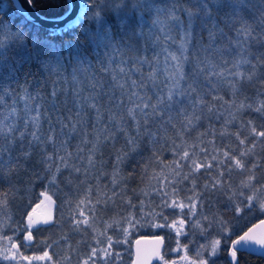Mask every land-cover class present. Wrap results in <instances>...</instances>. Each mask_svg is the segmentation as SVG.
I'll return each instance as SVG.
<instances>
[{
    "label": "trees",
    "instance_id": "trees-1",
    "mask_svg": "<svg viewBox=\"0 0 264 264\" xmlns=\"http://www.w3.org/2000/svg\"><path fill=\"white\" fill-rule=\"evenodd\" d=\"M88 2L87 11L85 18L79 21V24L67 28L62 31H49L41 26H37L32 22L26 20L23 15L16 10L11 0H0V31H2V25L8 29H13L15 35L19 37L17 40L21 43L18 48L19 51L13 56L5 55L4 59L6 62L0 64V99L4 93H12L13 90L25 89L28 85H33L35 81H38L44 86L50 84V80L53 77L60 76L64 73L76 71L77 69H91L95 72L96 76L100 74V71L105 66L111 67L116 59L125 60L126 58L135 59L137 53L136 44L139 42V34L143 33L141 28V21H147V14H152L151 9H141L139 12L132 9L129 13L121 8L118 9L115 6V0H86ZM118 1V0H117ZM154 3L161 2L160 0H153ZM164 1H176L186 7L191 8V11H196V7L193 0H164ZM34 7L44 15L57 16L63 14L68 7L67 0H31ZM212 16L209 20H216L223 27V21L226 18L234 17L237 19H243L249 24L256 27L257 32L259 27L256 22L264 16V4L258 2V0H243L241 3H232L231 0L224 3L221 6H213L211 8ZM141 16H140V15ZM183 17L184 13H180ZM239 26V25H237ZM177 35L176 33H173ZM234 35V33H232ZM189 42H185V47H190L192 40L189 38ZM171 39H168L170 41ZM195 45L193 47L192 60L195 63V52L202 46L203 41L200 40L199 34L195 37ZM135 47V48H134ZM135 49V54H131L132 50ZM253 56L249 59L252 63H256L258 57L255 55L257 52H264V43L253 42L251 46ZM186 51V49H185ZM185 59H189L185 55ZM128 62V61H127ZM231 67V65H230ZM260 72H264V64L258 69ZM195 72V68H193ZM30 77V80L29 78ZM246 87L250 86V89L259 90V100L264 101V90H261V83L259 80L245 83ZM188 87H192L189 82ZM249 89V90H250ZM193 92L197 90L193 88ZM246 96L250 99L249 104L252 103V98H256L257 94L253 91L247 93ZM191 95V93H190ZM200 93H197L199 97ZM223 100L220 102L219 98L209 97V100L201 101L197 100L200 104H206L210 108H215L216 113L223 111V102L226 99L224 92L220 93ZM2 105H0V108ZM208 108H205L204 119L201 126L193 129H189V137L184 139L183 142H177L175 132L179 131V125L172 122V127L168 128V137L161 139L157 136V143L151 148L142 147V152H135L134 155H129V151L123 148L124 142L118 140L121 144V150L119 153L120 161H127L126 165H121V176L124 178L126 183L125 194H129L132 189L131 179L135 180L136 187L143 189L146 193H152L158 198L157 205L150 208V217L152 221H159L165 225V227L159 229H147L139 231L134 234L131 238H135L139 235H160L164 241V246L161 251V255L165 260L171 261L172 258H178L185 256V254L195 248L200 241H205L213 237H220L222 244L218 248V255L216 257H207L210 261H215V264H233L230 261L231 252L227 248L230 242L235 241L238 235L255 220L264 216V213H253L256 212V207L251 212L244 214L242 217L233 215L230 207L227 205V200L223 201H212L205 197V194H201L199 189L192 188L184 183H180L175 178L174 174L168 176L165 172L167 167H173L174 173H177L180 168H184L192 175L190 170V161H183V157L187 156V153L183 150L189 151L187 158L192 159V153L195 151L197 154V162L199 163L203 159L204 150L208 155L207 163H210L212 167L207 169L201 166L200 170L196 172L191 178L195 179L199 184H208L211 188L212 183L215 179H220L222 187H217L221 193H225V196L230 195L233 187H223L224 177L230 176L234 168L227 164V158L223 156V152H229L236 154L239 158V153L246 148H252L255 144L253 151L244 157V161L248 167L254 163L257 167L264 164V142L259 137H254L250 128L252 126L257 127L258 130H264V119L260 118V114L254 110L247 109L243 113L245 119L241 125L233 123L227 127L223 121L215 120L211 121V130L209 117H207ZM207 118V119H205ZM248 121H252L249 124ZM245 140V144L241 145L239 140ZM174 140L175 142L171 141ZM169 141V142H168ZM165 144V145H164ZM181 145V150L177 153L173 150V145ZM256 152H260L258 155ZM217 156V161H225V165L221 166L217 161H213L211 157ZM56 158L53 160L55 163ZM54 167V164L51 166ZM41 170V176L38 182L31 186L30 192L31 198L37 197L40 191L48 186L49 174L47 171ZM152 172V173H151ZM220 173H223L221 176ZM149 176L153 179V176H157L154 183H149ZM228 178V177H227ZM231 178V176H230ZM164 179V182L162 181ZM164 184V186H163ZM166 185V186H165ZM50 187V186H48ZM47 187V188H48ZM209 191V188H207ZM55 197L58 201H62L60 194L55 192ZM175 195L183 202L191 203L195 200L196 202V213L198 216L193 215L190 219L187 218L189 225L186 227L183 235L177 236L174 230L170 229V222L177 217H185L186 210H183V214L176 213V209L170 207H164V202L169 201V198ZM2 195L0 194V197ZM246 198V196H244ZM242 200V199H241ZM237 200L233 199V203ZM249 203H251L249 201ZM26 205L24 207L26 208ZM74 205V203H71ZM72 206L69 209L62 208V216L58 215V212L53 213V220L49 225L39 226L33 229L32 241L30 243L23 242V232L12 233V229L20 228L22 226V213L20 217H14L9 221V227L6 230V235L12 239H17L25 255L28 254H41L42 251L47 250L49 258L38 261L36 264H79V262L85 257V253L89 250V242L91 235H86L83 238L82 233L86 231V227L78 223H71L72 221ZM188 210V209H187ZM213 211V212H212ZM206 213L207 219L201 220L202 225H207L210 220L215 217L217 220H221L225 217L224 221L227 224V233L224 235L219 234L222 231L218 225H213L208 231L211 233L210 236L205 238L201 235V230L191 223L194 220L200 222L199 215ZM219 213V215H217ZM67 214V215H66ZM69 215L71 218H69ZM137 216V215H135ZM203 216V215H202ZM138 217V216H137ZM201 217V216H200ZM242 219L240 227H235V222ZM223 220V219H222ZM201 223V222H200ZM16 226V227H14ZM203 226V227H204ZM38 229V230H37ZM5 231V230H4ZM179 240V245L177 241ZM22 242L24 244H22ZM74 249L80 253L75 255L76 257L63 258L66 253H63L64 247ZM230 247V246H229ZM173 248H177L176 254H172ZM172 249V250H171ZM129 255L132 253V249L129 246ZM121 262L124 259L127 260L128 264L130 256L127 257L125 253L121 254ZM52 257V259H51ZM205 258V257H204ZM49 259V260H47ZM2 264H16L10 261H4ZM102 263V262H101ZM100 263V264H101ZM103 264V263H102ZM154 264H160L155 261ZM234 264H264V251L262 253H253L247 250H238L237 260Z\"/></svg>",
    "mask_w": 264,
    "mask_h": 264
},
{
    "label": "snow or ice",
    "instance_id": "snow-or-ice-1",
    "mask_svg": "<svg viewBox=\"0 0 264 264\" xmlns=\"http://www.w3.org/2000/svg\"><path fill=\"white\" fill-rule=\"evenodd\" d=\"M228 0H194V4L198 5L194 7L196 11L185 9L182 5L177 7L173 6L171 10L165 9L162 14L165 20H155L153 24H160L164 32L165 37L171 36L172 33H176L175 38H179L180 34L186 35V38H191L192 43L190 47H185V43H181L179 48H176L174 39L169 43V48H175V51L179 53L176 55L172 52H167V49L158 51L157 47H151V42L146 39V43L149 45L146 48L145 54L147 59H139V55L135 59H129L127 62L129 65L135 63L137 67L132 69L131 67L125 69H113L109 72V75L104 79H99L96 75H92L90 78L85 76L81 78V82L85 85L82 89L75 88L73 85V91L69 92L72 97L70 106L72 107L74 115L73 119L68 122L67 128L64 127V121L68 120V117H64V120L57 118V122L54 125H50V130L55 128L59 129L58 136L50 145H45L44 150L47 151L50 147L53 152V159L68 151L69 147H74L76 151L69 152V156H75L76 159H82L81 152L84 148L88 147L89 140L81 139L80 144H73V140L77 139L76 133L79 131L81 137L86 136L83 129L91 127V113H96V124L99 126L102 119L109 120L110 125H119L118 136L125 137V142L128 144L130 151L135 152L139 150V138L141 133L147 135L149 139L155 143L157 142V136L147 132L146 129L151 127L149 121H160L164 127L171 128L172 122L179 125V131L177 135H182L187 129L191 128L195 130L197 126H201L204 118V110L208 108L207 117H209L210 130L211 121L221 120V115L225 112L216 113L215 108H210L206 104L197 105L196 101L199 98L201 101L209 100L208 98H219V101L223 100L220 96L221 92L231 93L232 101L231 107L227 109V113L231 115V121H224L225 125L236 119V115L231 113V108H236L237 112L243 109L254 110L260 114V118L264 119V101H260L258 98L260 92L257 93L256 98H252V103H246L250 98L244 95L243 84L259 80L261 83V90H264V72L258 71L260 66L264 64V52H257L255 55L258 57L256 63H252L249 59L253 56L251 46L253 42L264 43V16H262L256 24L259 27L257 32L256 27L247 23L243 19H237L234 17L226 18L223 21V27L216 20H209L212 16L211 8L213 6H221ZM232 3H241L243 0H231ZM259 3L264 4V0H258ZM184 13L181 17L180 13ZM239 25V26H237ZM234 33V35H232ZM199 34L200 40L203 41L202 46L195 52V63L192 60L193 47L196 43L193 42L195 37ZM156 39H163V37L155 36ZM186 49V51H185ZM140 49H137L139 53ZM163 61V69H160L161 61L159 56L165 55ZM185 55L189 59H185ZM153 57H156L153 59ZM170 61H176L177 63L171 64ZM121 63H124L121 60ZM231 65V67H230ZM195 68V72H193ZM147 69V74H145ZM153 69H157L153 71ZM165 73L168 75L165 76ZM110 77V78H109ZM160 77H163L162 79ZM183 78V79H181ZM240 78V79H237ZM90 79V83H89ZM191 82L192 87H188ZM183 85V87H181ZM195 88L197 91L193 92ZM99 89V91H97ZM56 89L54 88L53 91ZM87 93V95L85 94ZM191 93V95H190ZM197 93H200L199 97ZM63 95L62 92H57V98ZM29 99L31 94L28 93ZM180 97L179 99L177 97ZM68 97H65L67 100ZM19 98L17 97V102ZM79 101V106H77ZM186 101V102H183ZM225 103L227 101H224ZM183 107H178L182 105ZM139 106V107H136ZM57 107L55 100L49 108L51 112ZM67 110V109H65ZM35 107L33 104L24 102L22 110L18 114L16 109L13 108L8 111L6 115L0 116V179L5 178V172L10 173L13 167H19V160L28 161L31 160L35 154V149L40 146V142L45 139L43 135H40L39 131L33 134L34 129L42 127V121H39L34 115L29 116V113H34ZM85 113H88L85 116ZM150 113V115H149ZM157 113H163L164 116H158ZM155 118L152 120V118ZM165 117L167 119H165ZM119 118V119H118ZM135 121L133 124L132 122ZM252 124V121H248ZM99 135L101 129L97 127L95 130ZM250 132L254 137H259L264 142V130H258L257 127L252 126ZM125 133L127 134L125 136ZM245 140H239L241 145L245 144ZM253 144L252 148H246L239 153V158L236 154L229 152H223V156L227 158V164L235 169L242 171H248L247 165L244 161V157L249 155L255 148ZM181 145H173V150L177 153L181 150ZM187 153V156L183 157V161H190V170L192 175L198 172L201 166L210 169L212 165L207 163L208 155L201 149L204 154L203 159L197 162V154L195 151L192 153V159L187 157L189 151L183 150ZM119 159V158H118ZM213 161H217V156L211 157ZM217 163L221 166L225 165V161L219 160ZM91 165V162H90ZM253 168L257 165L254 163ZM63 169H70L72 172L81 173V168L76 166L75 168H69L67 165ZM63 169H57L55 175H52V167L47 170L48 174L52 176L48 180L50 188L55 187L58 179V174L62 173ZM119 171L117 168L113 172V176ZM85 175L88 174V170H83ZM222 176L223 173H220ZM254 174L249 171L247 180L241 182L242 188L248 190L247 196L250 197L251 203L248 198L243 200H237L233 203L234 193L228 197L227 205L230 207L233 215L242 217L244 214L251 212L258 204L259 210L264 213V185H261L259 189L252 183ZM115 179L113 183H115ZM209 186L204 185L207 189ZM222 187L220 179H215L211 188L217 189ZM193 188H195V181H193ZM0 203H4L0 200ZM164 207H172L181 210L188 209L189 213H194L195 207L193 203L186 205L182 202L173 200L169 205L167 201L164 202ZM50 219L43 220L44 225L50 223ZM207 219V217H205ZM264 222V221H262ZM36 221H29L28 225L24 228V231L28 230V227H33L38 224ZM79 224L80 221H77ZM87 223V222H84ZM185 224L184 219H180L178 222H173L170 227L176 231V236L183 235V227ZM213 225H218L220 229L227 230V224L224 220H217L213 217L201 229V235L207 238L211 235L208 231ZM155 227H165L164 224L154 225ZM38 230V229H37ZM252 230L249 229L243 236H240L239 240L233 241V247L235 250L231 252L230 261L237 260V253L240 245L256 244L264 246V236L259 238L256 235L251 234ZM33 237L29 232L24 236V241L30 243ZM162 242V241H161ZM179 240L177 244L179 245ZM111 244V242H109ZM221 245L220 239H212L210 244V251H207L208 245H201L200 251H197L198 264H215V261H210L208 258H203V252L207 251L209 257H216L218 255V248ZM104 252L103 264H111L109 257L111 253L108 250H102ZM100 256V252L93 248L84 259L83 264H90V261L94 257ZM6 253L3 256V260H11ZM27 259V257H25ZM36 259H46L45 257H36ZM52 259V257H51ZM49 260V259H47ZM50 261V260H49ZM194 261L193 264H197ZM2 264V260H0Z\"/></svg>",
    "mask_w": 264,
    "mask_h": 264
},
{
    "label": "rangeland",
    "instance_id": "rangeland-1",
    "mask_svg": "<svg viewBox=\"0 0 264 264\" xmlns=\"http://www.w3.org/2000/svg\"><path fill=\"white\" fill-rule=\"evenodd\" d=\"M159 3H154L153 0H115V6L117 7L115 10H121V8L125 9L128 13L132 9L137 10L139 12L141 9H151L152 14H147V21H141L140 29H143V33L139 34V42L136 44V48L140 49L138 55L139 59L144 60L147 59L148 56L145 54V49L148 48V44L146 43V39L151 42V47L155 48L157 45H161L158 48V51H162L167 49V52H172L176 55H179L178 52L175 51V48H169V43L172 42L173 38L176 37L175 34H171L169 37L164 36V32L162 30V26L160 24H153L155 20H165V17L160 14L163 10L168 9L171 10L173 6H181L182 4L177 3L176 1H164L160 0ZM87 4L84 8L83 14L81 15L83 20L85 18V14L88 7V2L85 0ZM194 3V0H193ZM196 7L198 5L194 4ZM185 9L186 7L182 5ZM121 7V8H120ZM189 10L191 8H188ZM140 15V14H139ZM141 16V15H140ZM79 22L77 23V25ZM76 26V25H75ZM2 31H0V64H3L5 61V55L13 56L16 52L19 51V47L21 43L18 42V38L13 29H8L4 25H2ZM163 37V39H156L155 36ZM168 39H171L168 41ZM189 38H186V35L181 33L179 38L174 39V43L176 48H179L181 43L189 42ZM135 48V47H134ZM131 54H135V49L131 51ZM159 56V60L161 61L160 69L162 70L164 65L163 61L165 56ZM137 56V55H136ZM156 57H153L155 59ZM124 63H121V60L116 59L114 64L111 67L105 66L100 74H98L99 79H104L109 75L113 69L120 68H129L135 69L137 64L133 63L129 65L127 61L129 58L123 60ZM177 63L176 61H170L171 64ZM157 69H153L156 71ZM145 74H147V69H145ZM92 75H96L91 69H77L76 71H71L68 73H64L60 76L53 77L50 80V84L48 86H44L38 81V79L33 85L26 86L25 89L13 90L12 93H4L0 99V116L6 115L8 111H11L13 108L16 109L19 114L22 110L23 104L27 101L29 104H33L35 107L34 113H29V116H35L39 121H42V127L39 129H34L33 134L36 131H39L40 135L45 137L44 140L40 142V146L35 149V154L33 155L31 160L24 161L19 160V167H13L11 172H5L4 177L0 179V200H3L4 203H0V257L3 258L6 253L10 258L15 257V259H11L10 262L16 264H36L38 261L43 259H36V257H45L49 258V253L47 250L42 251L41 254H28L25 255L20 248L19 241L17 239H12L11 237L6 235V230L9 227V221L14 217L25 216L29 211L31 205L35 200H40L41 202H46L47 199H51L54 203L53 212H58L59 216H62V208L69 209L72 206V221L71 223H77L80 221V225L86 227V231L82 233L83 238H86V235H91L88 240L89 242V250L85 253V257L79 262V264H83L84 259L90 254L93 248L97 249L100 252V256L94 257L90 264H100L104 261V252L102 250H108L111 253L109 259L111 260V264H123L127 263V260L124 259V262H121V254L125 253L130 256V260L128 264H131L132 261V253L129 255V246L132 249V240L131 238L134 234L139 231H144L147 229H159L162 227H155L154 225L163 224L159 221H152L150 217V208H154L157 205L158 198L152 193H146L143 189H138L136 187L135 180L131 179L132 189L129 194H125L124 190H126V183L124 178L121 176V172H116V175L113 176V172L119 168L121 170V165L127 163V161L121 160L119 158V153L121 150V144L118 143V140H122L124 142L123 148L129 151V155H134L135 152H142V147L151 148L152 145H156L157 143H153L147 135L141 133V137L139 138V150L132 152L129 149L128 144L125 142V137L118 136L119 125H110L109 120L102 119L99 126L96 124V113H91V127H86L83 129L84 133L87 135L81 137V133L77 131L75 134L77 139L73 140V144H80L81 139H87L91 137L89 140V144L87 148H84L81 152L82 159H76L75 156H69V152H75L76 149L74 147H69L68 151L62 153L60 155L63 156V159L60 156L56 157L55 163L53 162V152L49 147L47 151L44 150L45 145H50L54 140H56L59 129L55 128L50 130L49 126L54 125L57 122V118L60 120H64V117H68L67 121H64V127L67 128L68 122L73 119L74 115H78V113L72 112V107L70 106V101L72 97L69 95V92L73 91V85L75 88L82 89L85 85L81 82L82 77H91ZM168 75L165 73V76ZM30 80V77H28ZM110 78V77H109ZM161 79L163 77H160ZM183 79V78H181ZM240 79V78H237ZM89 79V83H90ZM243 84V92L244 95L245 90L247 93L253 91L255 94L259 92L257 88L255 90L250 89V86L246 87ZM183 87V85H181ZM56 89L53 91V89ZM250 89V90H249ZM193 90V89H192ZM99 91V89H97ZM57 92H62L63 95H60L57 98ZM28 93L31 94V99H29ZM87 95V93H85ZM226 96L225 101L223 102L225 112L224 115H221V121H231L230 113H227V109L231 107L232 96L231 93H224ZM17 97L19 98L17 102ZM65 97H68L65 100ZM180 98L179 96L177 97ZM57 107L49 111L50 106L53 101ZM222 101V100H221ZM220 101V102H221ZM186 102V101H183ZM246 103H249L247 100ZM197 105H200V102L196 101ZM77 106H79V101H77ZM139 107V106H136ZM178 107H183L179 105ZM67 109V110H65ZM247 110L243 109L237 112L236 108H231V113L236 115V119L230 123H227L226 126L229 127L233 123L241 125L245 120L243 118V113ZM204 113L205 110H204ZM88 113H85L87 116ZM150 115V113H149ZM158 116H164L163 113H157ZM119 119V118H118ZM155 118L153 117L152 120ZM165 119H167L165 117ZM204 119V118H203ZM207 119V118H205ZM206 121V120H203ZM202 121V122H203ZM133 124L135 121L132 122ZM151 127L146 129L147 132H150L154 136H159L161 139H166L168 137V128L164 127L163 123L160 121H149ZM225 124V123H224ZM99 127L101 132L99 135L96 134V129ZM198 127V126H197ZM190 129V128H189ZM189 129L186 130L182 135H177L175 132L174 135L178 137L176 139L177 142H183L184 139H187L189 135ZM127 134L125 133V136ZM175 142L174 140H171ZM169 142V141H168ZM165 145V144H164ZM260 152H256L258 155ZM119 158V159H118ZM91 162V165H90ZM54 164L52 168V175H55L57 169H63L67 165L69 168H75L79 166L81 168V173L72 172L70 169H63L62 173L58 174V179L55 187H45L37 197H34L31 200V195L27 192H30L31 186L38 182L41 176V170L47 171L50 166ZM167 171L165 172L168 176L170 174H174L175 178L179 180V182L187 184L190 190L193 188V181L195 179L191 178V174L184 168H180L177 173H174L173 167H167ZM248 171H242L240 169H235L231 173L230 176L224 177L223 187L229 188L233 187V190L230 194L234 193V200H243L246 196L248 200L251 202L250 197L247 196L248 190L242 188L241 182L247 180L249 171L254 174V179L252 183L255 185L257 189L264 185V164L259 167L253 168L252 166L248 167ZM83 170H88V174L85 175ZM43 171V172H44ZM152 173V172H151ZM52 176H49L51 179ZM157 176H153V179L149 176V183H154ZM115 179V183L113 180ZM164 182V179L162 180ZM204 185L208 184H199L195 181V188L199 189L201 194H205V197L212 201H223L227 200L229 195L225 196V193H221L219 190L209 191L204 188ZM164 186V184H163ZM166 186V185H165ZM55 192L59 193L62 201H58L55 197ZM173 200L177 202H182L188 205L190 202H183L175 195L169 198L168 204L170 205ZM74 203V205H71ZM194 209V213H196V202L195 200L192 202ZM26 205V208L24 205ZM172 208V207H170ZM176 209V208H172ZM187 212L185 213V217H177L173 221L170 222L169 226L175 221L178 222L180 219L185 220V224L183 230L185 232L186 227L189 228V222L187 218H191L193 216L192 213H189L187 208H185ZM256 212L260 213L258 204L256 205ZM180 209H176V213H180ZM213 212V211H212ZM67 215V214H66ZM137 215V216H135ZM198 216V214H195ZM203 215V216H202ZM219 215V213H217ZM201 216V217H200ZM54 217V216H53ZM194 217V216H193ZM207 217L206 213L199 215L200 222L194 220V223L191 225L197 226L200 230L203 228L201 220H205ZM69 218L70 215H69ZM23 219V217L21 218ZM54 219V218H53ZM223 220L225 217L222 218ZM87 222V223H84ZM242 224V219L237 220L235 222V227H240ZM20 228L12 229V233H20L21 231L24 233L23 236H26L29 231H24L25 226L23 223ZM16 227V226H14ZM176 231L174 228H170ZM5 230V231H4ZM221 235L226 234V230H222L218 232ZM177 237V236H176ZM24 238V237H23ZM212 239H223L220 237H213L211 239L200 241V243L193 248L192 251L182 255V257L172 258L171 261L165 260L163 256L158 258V262L160 264H193L194 261H197V251H200L201 245H208L209 248L207 251H210V244ZM111 242V244H109ZM24 244V243H22ZM222 244V241H221ZM230 246V247H229ZM220 247V246H219ZM233 244L230 242L227 246L230 250L233 249ZM172 250V249H171ZM177 248H173L172 254H176ZM207 251L203 252V258H207ZM63 253H66L63 258H73L75 255L80 253V250L77 251L74 249V246L71 248L64 247ZM27 257V259H25ZM50 259V258H49ZM9 261V260H4ZM101 263V264H102ZM198 264V261H197Z\"/></svg>",
    "mask_w": 264,
    "mask_h": 264
},
{
    "label": "water",
    "instance_id": "water-1",
    "mask_svg": "<svg viewBox=\"0 0 264 264\" xmlns=\"http://www.w3.org/2000/svg\"><path fill=\"white\" fill-rule=\"evenodd\" d=\"M14 7L18 12H20L23 17L32 22L37 26H41L49 31H61L72 26L77 25V23L82 19L83 8L87 5L84 0H67L68 7L67 10L57 16H48L39 12L31 0H11ZM51 200L47 203V210L43 216L44 220H47L51 216ZM40 213L38 210L33 209L26 217V223L30 221L39 222ZM264 216L255 220L248 227H246L235 239L239 240L240 236H243L245 232L249 229L252 230L253 235L258 238L264 236ZM36 224L34 226L39 225ZM162 241V242H161ZM164 241L159 235H139L135 237L132 241V252L133 257L131 264H153L160 256L163 249ZM239 249L247 250L253 253H262L264 251V246L256 244L240 245Z\"/></svg>",
    "mask_w": 264,
    "mask_h": 264
},
{
    "label": "flooded vegetation",
    "instance_id": "flooded-vegetation-1",
    "mask_svg": "<svg viewBox=\"0 0 264 264\" xmlns=\"http://www.w3.org/2000/svg\"><path fill=\"white\" fill-rule=\"evenodd\" d=\"M34 198H32L31 200H33ZM49 200H51V199H47V201L46 202H41L40 200H35L34 202H33V204L31 205V207H30V209H29V211L26 213V215L25 216H23V219H22V223H23V225L26 227L28 224L26 223V217L28 216V214L33 210V209H36V210H38L39 211V213H40V219H39V221H40V223H39V225H37V226H33V227H28V231L30 232V233H32L33 232V229H35V228H38L39 226H46V225H44L42 222H43V220H44V218H43V216H44V214H45V211L47 210V203H48V201ZM51 202H52V206H51V216H50V223L52 222V220H53V208H54V203H53V201L51 200ZM49 223V224H50ZM48 224V225H49ZM24 234V233H23ZM28 235V234H27ZM24 237V236H23ZM22 237V240H24V238ZM23 242H26V241H23ZM22 242V243H23Z\"/></svg>",
    "mask_w": 264,
    "mask_h": 264
},
{
    "label": "bare ground",
    "instance_id": "bare-ground-1",
    "mask_svg": "<svg viewBox=\"0 0 264 264\" xmlns=\"http://www.w3.org/2000/svg\"><path fill=\"white\" fill-rule=\"evenodd\" d=\"M83 11H84V8H83Z\"/></svg>",
    "mask_w": 264,
    "mask_h": 264
}]
</instances>
